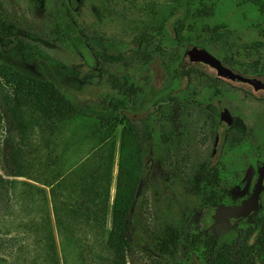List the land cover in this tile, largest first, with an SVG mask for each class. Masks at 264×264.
I'll use <instances>...</instances> for the list:
<instances>
[{
    "label": "flooded vegetation",
    "instance_id": "flooded-vegetation-1",
    "mask_svg": "<svg viewBox=\"0 0 264 264\" xmlns=\"http://www.w3.org/2000/svg\"><path fill=\"white\" fill-rule=\"evenodd\" d=\"M24 2L33 17L49 21L48 35L83 38L80 55L85 81L94 69L102 79L112 74L129 81L144 80L146 99L131 105L127 112L132 119L141 122L146 118L149 126L160 125L164 130L181 126L176 150L168 152L165 146L161 157L150 153L153 163H178L189 175L194 166L207 165L208 177L220 181L225 198L195 212L182 240L180 258L206 261L214 250L232 246L251 251L257 264H264V0ZM8 4L0 0V29L12 30L14 39L20 33L34 36L19 28ZM63 21L67 23L58 30L56 22ZM93 38H97L96 53L89 45ZM191 47L215 57L224 64L223 70L205 61L188 60ZM63 69L69 71L67 66ZM68 74L73 77L74 72ZM223 110L228 113L224 120ZM259 173L263 188L254 210L201 229L210 223L213 206L245 202L256 188ZM221 222L231 228L242 225L235 233L222 234L224 239L209 235ZM187 237L189 242H185ZM196 237L206 238L210 245L204 256L188 252L186 245Z\"/></svg>",
    "mask_w": 264,
    "mask_h": 264
},
{
    "label": "trees",
    "instance_id": "trees-1",
    "mask_svg": "<svg viewBox=\"0 0 264 264\" xmlns=\"http://www.w3.org/2000/svg\"><path fill=\"white\" fill-rule=\"evenodd\" d=\"M66 23L56 22V27L59 30ZM49 26V21L45 19L39 30L25 28V31L33 32L34 36L15 38L18 43L26 45L25 51L21 52L25 65L15 69L12 64L0 58V76L13 80L18 85L16 103L10 109L11 113L5 108L2 113L8 129L0 150V187L7 192L11 190L14 194L17 182L11 177L25 176L33 180V183L20 181L22 188L19 198L24 201L32 200L37 208V215L21 226H16L24 234L22 236L28 245H32L33 264H62L54 217L62 233L64 227L71 225L67 230L69 234L78 232L80 228L87 229V225L91 230L101 232L106 237L105 251L112 256L114 264L135 263L134 258L141 253H152L166 258L168 262L177 261L181 264L184 260L179 256L180 247L189 233L188 224L193 215L199 208L216 204L225 198L220 181L208 177L207 165L199 166L200 169L194 166V171L189 175L183 173L182 166L178 163H163L170 177L169 186L173 194L167 208L162 211L161 223L157 222L156 217L146 221L142 213L148 210L149 203L143 193L138 194L145 178L146 159L150 153L156 157L163 156L165 146L168 152L175 151L182 128L176 124L175 128L164 130L160 125L149 126L146 118L139 122L129 116L127 111L131 105L138 106L146 99L143 79L129 81L122 77L115 78L112 74L107 79H102L94 69L89 72V80L85 81L81 72H74L73 77H70L68 72L73 73L71 67L67 71L62 66H51L48 61L50 55L42 52L41 41L65 47L69 53L75 54H80L85 44L78 34L48 35ZM93 40L89 45L93 47V53H96L97 38ZM27 63L33 66L29 67ZM99 87L102 88L100 93L97 90ZM87 90L94 93L84 100L81 96ZM141 97L143 100L135 101ZM19 113L29 114L28 118L37 128L36 137L43 146L39 155L40 162L34 171L27 170V165L23 162L24 155L33 152L32 148L25 138H21L20 142L15 138V130L21 121ZM79 115L92 118L95 124H110L111 128L100 126L92 133L97 143L84 162L72 171L71 176L75 179L70 177L72 181L68 184L58 161L50 158L53 152L50 141L51 136L62 134L63 128ZM118 124L123 127L120 134L116 191L111 202L117 147L114 129ZM202 174L205 176L199 177ZM59 180L64 186H70V205L64 212L67 214L66 219L56 208L53 211L50 208L51 200L57 196L55 183H60ZM178 185H182L184 189L185 202L178 199ZM175 205L179 206L177 212ZM135 211L139 213L136 217L133 215ZM110 213L111 227H108L107 217ZM65 220L68 225H65ZM67 237L71 240L68 235ZM78 239L77 236L76 240ZM76 245L80 247V244ZM186 246L189 253L196 252L200 257L206 255L210 247L206 238L197 237ZM23 247L26 246H19L16 251ZM80 258L84 261L83 264H87L85 256L80 254ZM201 261L203 264H257L256 256L251 251L232 246H222L214 250L213 257L206 261L201 258ZM262 262L264 263L263 259Z\"/></svg>",
    "mask_w": 264,
    "mask_h": 264
},
{
    "label": "rangeland",
    "instance_id": "rangeland-1",
    "mask_svg": "<svg viewBox=\"0 0 264 264\" xmlns=\"http://www.w3.org/2000/svg\"><path fill=\"white\" fill-rule=\"evenodd\" d=\"M8 9L14 14V20L19 24V28L25 32V28H39L43 21L36 17H33L31 12H28L24 0L18 2L17 0H8ZM13 29V28H12ZM12 30L8 31L6 27L4 30L0 29V58L5 60L9 64H12L15 69L21 65H25L22 60L21 52L25 51V45L23 43H18L12 36ZM20 36H25L24 33H20ZM43 46L42 52L48 53L50 56L48 58L49 64L51 66H67L73 68L72 71L75 74L81 72L82 58L80 54L69 53L65 47H59L53 44H49L45 41H41ZM27 66H33L31 63H27ZM81 74V73H80ZM18 85L13 80H8L5 77L0 76V150L4 145L5 136L7 134L8 123L6 119L3 118V108H5L8 113H11V108L13 104L16 103V89ZM102 88H98V93H100ZM94 92L90 90L86 91L81 97L85 100L93 95ZM4 109V110H5ZM19 117L21 121L18 123L16 132V141L20 142L21 138H25L28 146L32 148L33 152L30 154H25L23 162L27 165V170L34 171L40 162L41 150L43 149L42 143L38 137H36V126L30 120L29 114H20ZM106 126V129L111 128V125L95 124L92 118L84 116H76L74 119L68 123L63 128V133L60 135L51 136V147L52 154L50 155L51 160L58 161L62 170L63 177L68 181L71 180L70 177L72 171L88 157L93 147L96 145L97 140L92 137V133L95 132L96 128ZM123 125L118 124L115 126L114 132L117 138L116 147V161L114 170V180L111 188V202L114 200L116 191V178L118 173V160H119V147H120V134ZM49 148V149H50ZM48 149V150H49ZM154 156L149 154L147 158H153ZM1 159V154H0ZM151 168L146 174L145 178L140 184L138 194L144 195L148 201V210L142 213L143 218L149 221L156 217L157 222L160 224L162 219V211L167 208V203L172 197V190L169 186L170 177L166 171V165L160 164L157 161L153 163ZM1 163V160H0ZM16 180L17 186L15 193L13 191H6L0 187V264H33L32 256V245H28L26 240L21 233L18 231V225L21 226L22 223L33 219L37 215V208L35 203L30 200H21L19 198V193L22 188L20 181L25 180L32 182L33 180L25 176L11 177ZM75 179L74 177H72ZM64 180V179H63ZM58 182V181H57ZM55 183L57 196L54 200L50 202V208L52 211L56 208L60 215L65 217V208L70 205L71 192L70 186H64V183ZM66 183V182H65ZM176 194L178 199L181 201L185 200V193L182 185H178L176 189ZM179 206L175 205L174 209L177 212ZM207 213L208 209L205 210ZM138 212H133L134 217L138 215ZM54 217V216H53ZM161 218V219H160ZM160 219V220H159ZM199 220L201 225L205 222V216L199 215ZM54 226L56 237L58 241L60 257L62 264H83L84 261L81 260L80 254L85 256L87 264H114L112 261V256L108 255L105 251L106 237L98 231H93L87 225V229L80 228L78 232L74 234H69L68 229L70 227H64V232L62 233L57 226L54 217ZM64 225V223H63ZM65 225L68 222L65 220ZM242 224L236 227H229L224 222L218 223L213 230L209 232L211 236H220L222 239V234L226 232L235 233L237 228L241 227ZM107 226L111 227V213L107 217ZM15 230L14 232H12ZM192 231L195 232V228L192 227ZM67 235L71 238L68 239ZM72 235L73 238L70 236ZM78 236V240L76 237ZM75 238V239H74ZM74 239V240H73ZM189 237L185 239V242H189ZM80 244V247L76 245ZM230 244L231 241H226ZM25 245L20 251H16L19 246ZM8 259L9 261H6ZM133 261L128 262V264H179L177 261L166 260L161 256L151 253H141L134 258ZM181 264H202V261L198 260L196 257L184 260Z\"/></svg>",
    "mask_w": 264,
    "mask_h": 264
},
{
    "label": "water",
    "instance_id": "water-1",
    "mask_svg": "<svg viewBox=\"0 0 264 264\" xmlns=\"http://www.w3.org/2000/svg\"><path fill=\"white\" fill-rule=\"evenodd\" d=\"M188 60H201L208 62L210 64L216 65L220 71L223 70L224 64L221 63L219 60H217L215 57L210 55L206 51H196L194 47H191L188 50ZM228 116V113L226 110H223L222 119L224 120ZM152 165V160H149V162L146 164V174H148L150 168ZM263 188V176L262 173H259L258 176V182L256 185L255 190L253 191L252 195L242 204L240 205H218L213 206L214 214L210 218V223L207 226L202 227L201 229L209 228L214 222H216L219 219H233L235 217L240 216H246L249 214L250 211L254 210L258 203L259 198L262 193ZM258 264H262L260 261H258Z\"/></svg>",
    "mask_w": 264,
    "mask_h": 264
}]
</instances>
